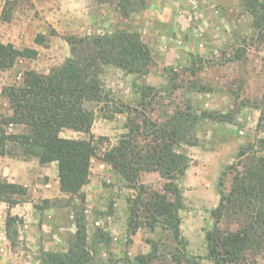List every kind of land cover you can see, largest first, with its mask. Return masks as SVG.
<instances>
[{"label": "rangeland", "instance_id": "rangeland-1", "mask_svg": "<svg viewBox=\"0 0 264 264\" xmlns=\"http://www.w3.org/2000/svg\"><path fill=\"white\" fill-rule=\"evenodd\" d=\"M7 1L12 0H0V42L34 49L38 55L19 60L10 70H0V125L2 118L12 113L2 95L4 87L20 84L27 71L48 74L62 65L70 56L66 38L117 29L140 34L151 50L152 61L147 75L106 69L105 83L118 111L113 105L103 113L97 109L92 128L96 137L108 138L105 148L116 145L128 132L129 116L139 122L140 118L163 122L188 108L198 115L226 116L223 120L201 118L192 143L181 148L192 160L179 182L185 204L180 214L182 235L188 240L186 257L195 258L198 264H213L206 231L215 223L211 211L221 200V174L234 166L225 176L223 190L229 194L235 170L244 171L264 156L259 143L264 133L258 129L259 103L264 97V29L254 27L253 16L243 2L145 0L124 18L119 0H18L8 7L11 18L7 22L2 19ZM144 86L153 91L142 92ZM111 115L112 119L106 118ZM19 131L21 127L9 128V132ZM61 135L88 137L69 130ZM242 148L249 150L240 156ZM24 162L29 165L14 166L12 172L28 189V202L21 205H26L23 210L29 216L16 227L19 234L13 247L9 240L0 241V264H41L42 251L66 250L76 229L72 208L63 207L68 196L60 191L57 163L42 167L37 159ZM3 179L0 173V181ZM140 183L149 191L161 192L166 181L157 172H142ZM83 190L89 242L98 229L110 238L107 244H92V264H120L126 258L148 255L152 242L158 244L159 252L151 264H176L173 255L178 247L169 231L158 228L152 232L143 227L134 233L129 226L127 200L138 192L111 165L92 159L90 182ZM45 200L51 202L50 208ZM236 217L225 214L221 230L241 228L243 221ZM229 264H264V253H247Z\"/></svg>", "mask_w": 264, "mask_h": 264}, {"label": "trees", "instance_id": "trees-1", "mask_svg": "<svg viewBox=\"0 0 264 264\" xmlns=\"http://www.w3.org/2000/svg\"><path fill=\"white\" fill-rule=\"evenodd\" d=\"M18 0L7 1L2 19L10 21L8 7ZM254 19V27L264 29V0H241ZM145 0H119L121 15L130 16L134 7L143 6ZM70 56L48 74L27 71L20 84L3 88L2 95L10 104L11 115L2 118L0 125V157L19 158L23 161L37 159L41 165L57 163L60 191L68 196L67 204L73 211L75 233L64 251H42L41 264H92L93 246L108 243L102 229H98L89 242L86 221L87 196L84 187L90 182L91 162L99 158L111 165L137 194L128 198L129 226L136 230L146 227L152 232L161 228L169 231L178 247L173 259L176 264H198L188 259V240L182 235L180 212L185 208L180 180L191 165V158L181 151L183 144H191L192 133L205 117L226 119L225 115L204 112L198 115L190 108L176 111L163 122L128 117L126 129L116 145L105 148V136L96 137L92 128L99 112L117 106L112 92L107 89L104 75L108 67H115L127 74L147 75L152 61L149 46L140 34L117 29L110 33L70 36L66 38ZM38 55L30 48L19 49L13 44L0 42V70H10L21 59ZM141 91H153L144 86ZM258 129L264 133V97L259 103ZM131 110V109H130ZM133 110V109H132ZM121 113L122 111L119 110ZM129 114L131 111H129ZM112 119L113 115L106 116ZM10 127L22 131L9 132ZM86 134L83 139H69L61 134L66 131ZM145 137L147 139H145ZM264 149V139L259 141ZM249 148H242L240 156ZM220 177L221 200L211 211L215 223L206 231L208 257L213 264H229L247 253H264V156L257 158L244 171L235 170L232 191L226 194L225 176ZM142 172L159 173L166 181L163 190L149 191L140 183ZM28 189L20 184L0 181V202L10 208L28 202ZM50 208V201L45 200ZM35 208H38L35 205ZM230 213L242 227L235 231H222L220 224ZM19 216L8 213L6 235L15 245L18 238ZM159 252L152 242V252L134 259L126 258L120 264H151Z\"/></svg>", "mask_w": 264, "mask_h": 264}, {"label": "crops", "instance_id": "crops-1", "mask_svg": "<svg viewBox=\"0 0 264 264\" xmlns=\"http://www.w3.org/2000/svg\"><path fill=\"white\" fill-rule=\"evenodd\" d=\"M2 159V165L0 167V173L4 179H6L8 182L16 183V184H22L24 181L20 179L19 177L13 176V167H24L25 165H29V163L24 161H16L12 160L8 157H0ZM52 165L55 163H51ZM42 167H47L48 165H41ZM26 204V203H24ZM26 207V205H17L15 207L10 208L6 203L0 202V241L4 240L8 242V238L6 235V218L8 213H10L13 216H19L20 218H28V214H26V211L23 210ZM26 214V215H25Z\"/></svg>", "mask_w": 264, "mask_h": 264}]
</instances>
